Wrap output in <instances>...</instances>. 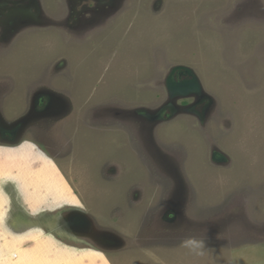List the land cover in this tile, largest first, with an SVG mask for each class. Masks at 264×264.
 <instances>
[{"label":"rangeland","instance_id":"obj_1","mask_svg":"<svg viewBox=\"0 0 264 264\" xmlns=\"http://www.w3.org/2000/svg\"><path fill=\"white\" fill-rule=\"evenodd\" d=\"M5 1L0 119L24 143H0V264H264V0H115L88 27L68 0H36L33 25ZM179 65L214 100L204 123L138 117ZM61 204L82 241L39 226Z\"/></svg>","mask_w":264,"mask_h":264},{"label":"water","instance_id":"obj_2","mask_svg":"<svg viewBox=\"0 0 264 264\" xmlns=\"http://www.w3.org/2000/svg\"><path fill=\"white\" fill-rule=\"evenodd\" d=\"M29 1L31 2L30 8L23 9V16L28 17V20L22 19L23 25H33V24H39V17L41 16V5L36 0H24V2ZM112 1V0H111ZM12 3L7 2L5 0H0V3ZM1 14L4 15V19H0L1 25H7L8 23H14L13 20H6V17L9 18L10 12L8 14H4V11H0ZM165 87L168 93L169 102L157 110V113L151 114L148 113L146 110H138L136 111V114L138 117L142 119H147L148 121L152 122H159V121H166L172 118L174 115H177L179 113H184L190 116H194L198 119L200 123H204L207 114L210 112L211 107L214 105V100L204 92V89L202 87V84L200 82V79L196 75V73L193 71V69L179 65L175 66L171 69L169 75L166 78L165 81ZM194 99V103L188 104L185 106H176L177 100H184V99ZM38 99H42L41 102H45L46 99L44 96H38L36 99V102H38ZM51 100V98L49 99ZM198 106L200 108H198ZM198 108V109H197ZM168 111V112H167ZM21 124L10 126L6 124L2 119H0V141L2 143H15V146L12 147H19L21 146V143H18V137L21 136ZM212 161L217 164H225L228 161V158L219 151H215L212 154L211 157ZM72 213L75 214H81L83 215L82 210L79 209H72ZM59 219L61 221L60 226L63 227L60 228L63 231L64 234L71 235L72 237H76L74 235L75 229L78 228V231L85 228L84 220L80 218H75L74 221H68L66 218H62L61 215H59ZM164 219L167 222H174L176 217L169 216V214H166ZM49 224L51 222H48ZM53 225H57V223H52L51 227L53 228ZM47 224H44L43 227H46ZM83 227V228H82ZM57 229H59V226H57ZM59 232V231H58ZM103 237V235H101ZM77 239V238H75ZM78 241H82L77 239ZM86 243V242H85Z\"/></svg>","mask_w":264,"mask_h":264},{"label":"flooded vegetation","instance_id":"obj_3","mask_svg":"<svg viewBox=\"0 0 264 264\" xmlns=\"http://www.w3.org/2000/svg\"><path fill=\"white\" fill-rule=\"evenodd\" d=\"M109 1L110 0H68L70 14H68L67 17L68 18L67 24H74L75 27L77 26L88 27L99 23L101 20L105 19L106 17L113 16L112 11L115 12L119 8V4L115 3V0H113V2H109ZM21 4L27 9V11L31 6L30 5L31 2L29 1L22 2ZM1 6H5V4H1ZM15 7H18V5H15ZM7 12H11V9H7L5 13ZM192 101H194V99L192 98L188 100H179L180 106L188 105L192 103ZM198 108L200 107L198 106ZM8 183L11 182L8 181ZM11 184H14V181ZM11 184H10V188L12 189L14 186ZM15 213L18 214L12 208L11 214H15ZM62 213H63L62 209L58 211V215H61ZM47 219H50V217H47ZM41 229H44L48 234L57 236V239L59 241H61L64 238V236L59 233L57 234L51 233L46 227ZM56 229L57 227L53 226V230Z\"/></svg>","mask_w":264,"mask_h":264},{"label":"clouds","instance_id":"obj_4","mask_svg":"<svg viewBox=\"0 0 264 264\" xmlns=\"http://www.w3.org/2000/svg\"><path fill=\"white\" fill-rule=\"evenodd\" d=\"M24 2V1H23ZM10 24H12V27H10ZM10 24H7V25H1L0 24V36H5V35H13V33L16 31V28L14 27V23H11L10 22ZM197 75V74H196ZM0 143H2V142H0ZM24 142L22 141V143H21V145L23 144ZM2 144H4V143H2ZM2 144H0V146H2ZM8 145V144H7ZM2 147H4V148H7V147H12V146H2ZM24 147H27V148H32L33 146L32 145H30V144H26V145H24ZM26 202V201H25ZM78 202H79V200H78ZM80 203V202H79ZM68 206V205H67ZM62 204H61V206L60 207H58L57 208V211L56 212H54V213H51V214H43V219L41 220V221H39L40 222V224H39V226L41 227V228H44L43 227V225L44 224H47V226H46V228H49L50 226H51V224L52 223H57V225H53V226H59V227H61L60 226V223H61V221H60V219H59V215H58V211L59 210H61L62 209ZM80 208L83 210V208H82V206H81V204H80ZM71 211V210H70ZM84 211V210H83ZM65 212V211H64ZM63 212V213H64ZM42 215V214H41ZM47 217H50V219H47ZM48 222H51L49 225H48ZM60 232V231H59ZM64 236V235H63ZM64 238H65V236H64ZM63 238V239H64ZM62 241V240H61ZM95 249V248H94ZM96 250V249H95ZM97 251V250H96ZM100 252V251H99ZM103 254V253H102ZM5 264H7V261L5 262Z\"/></svg>","mask_w":264,"mask_h":264},{"label":"crops","instance_id":"obj_5","mask_svg":"<svg viewBox=\"0 0 264 264\" xmlns=\"http://www.w3.org/2000/svg\"><path fill=\"white\" fill-rule=\"evenodd\" d=\"M8 179V181H10L11 183H13V180L12 179H9V178H7ZM6 197V196H5ZM7 199V198H6Z\"/></svg>","mask_w":264,"mask_h":264}]
</instances>
